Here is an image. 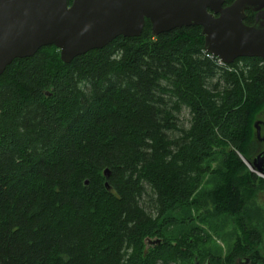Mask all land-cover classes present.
<instances>
[{"label": "trees", "instance_id": "16d2710c", "mask_svg": "<svg viewBox=\"0 0 264 264\" xmlns=\"http://www.w3.org/2000/svg\"><path fill=\"white\" fill-rule=\"evenodd\" d=\"M203 42L145 19L70 62L46 45L6 66L0 264H264V177L240 158L264 151V60L218 64ZM214 220L238 229L224 254L205 248Z\"/></svg>", "mask_w": 264, "mask_h": 264}, {"label": "water", "instance_id": "95a60500", "mask_svg": "<svg viewBox=\"0 0 264 264\" xmlns=\"http://www.w3.org/2000/svg\"><path fill=\"white\" fill-rule=\"evenodd\" d=\"M247 11L253 22H244ZM145 19L151 35L182 26H200L206 53L230 64L241 57L264 60V0H0V74L14 59L32 56L46 45L59 50L67 63L118 36L142 32ZM260 124L254 123L256 136ZM246 166L264 177V151ZM108 176L109 170L103 171ZM147 244L159 243L148 239Z\"/></svg>", "mask_w": 264, "mask_h": 264}, {"label": "rangeland", "instance_id": "374dc122", "mask_svg": "<svg viewBox=\"0 0 264 264\" xmlns=\"http://www.w3.org/2000/svg\"><path fill=\"white\" fill-rule=\"evenodd\" d=\"M179 124L188 126L189 114L188 110L183 108L178 114ZM213 166H217L216 163H213ZM217 182V178L214 176H209L206 181L202 184V189L209 190L213 187L214 183ZM257 203L264 210V191H258L256 194ZM221 220V219H220ZM223 222V221H222ZM208 225H211L210 227ZM207 225L204 224L206 230L210 233L211 239L205 244V248L211 250L214 253L224 254L227 252L229 246L231 245L232 240L234 239V233L238 232L236 225L230 220L226 225L220 223L219 221L209 222ZM213 227L216 231L213 230ZM234 235V236H233ZM259 254L264 256V235L262 243L257 247ZM237 264H248L244 262H237Z\"/></svg>", "mask_w": 264, "mask_h": 264}, {"label": "built area", "instance_id": "2783aa9c", "mask_svg": "<svg viewBox=\"0 0 264 264\" xmlns=\"http://www.w3.org/2000/svg\"><path fill=\"white\" fill-rule=\"evenodd\" d=\"M207 55H208L209 57H213V58H215V60H216V62H217L218 64H225V63L221 62L218 58H216V57H214V56H212V55H210V54H208V53H207Z\"/></svg>", "mask_w": 264, "mask_h": 264}, {"label": "flooded vegetation", "instance_id": "af4514ba", "mask_svg": "<svg viewBox=\"0 0 264 264\" xmlns=\"http://www.w3.org/2000/svg\"><path fill=\"white\" fill-rule=\"evenodd\" d=\"M72 1V0H71ZM71 3V2H70ZM70 3H68V4H70Z\"/></svg>", "mask_w": 264, "mask_h": 264}]
</instances>
